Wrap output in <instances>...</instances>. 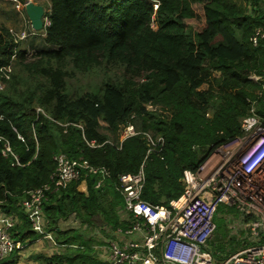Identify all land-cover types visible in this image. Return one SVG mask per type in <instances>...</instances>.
I'll list each match as a JSON object with an SVG mask.
<instances>
[{
	"label": "trees",
	"instance_id": "16d2710c",
	"mask_svg": "<svg viewBox=\"0 0 264 264\" xmlns=\"http://www.w3.org/2000/svg\"><path fill=\"white\" fill-rule=\"evenodd\" d=\"M48 1L50 25L41 35L46 48L32 61L9 29H0V67L12 68L9 79H1L0 138L19 164L1 155L0 142V212L16 217L9 234L25 247L44 235L32 230L21 202L50 181L53 156L104 167L109 175L103 180L84 172L46 195L44 232L56 252L32 258L38 264H108L97 247L125 227L118 177L142 167L141 199L167 206L184 190V171L195 173L217 147L240 136L250 102L257 92L264 97V82L249 79L263 75L264 39L254 47L249 38L257 28L264 32V0H157L155 13L148 0ZM102 66L116 67L120 77L101 80L94 92L71 93L78 76ZM257 106L263 115L262 99ZM127 122L139 134L121 142ZM143 134L163 144L148 153ZM230 211L220 205L214 224ZM18 252L0 264H16Z\"/></svg>",
	"mask_w": 264,
	"mask_h": 264
},
{
	"label": "built area",
	"instance_id": "2783aa9c",
	"mask_svg": "<svg viewBox=\"0 0 264 264\" xmlns=\"http://www.w3.org/2000/svg\"><path fill=\"white\" fill-rule=\"evenodd\" d=\"M148 1L155 13L159 2ZM153 19L154 16L150 28L155 30ZM42 22L41 32L33 30L27 34L25 31L15 33L9 30L14 43L19 44L29 36L42 34L50 21L44 15ZM263 39V30L257 28L249 42L256 47ZM11 70L10 65L0 67V91L4 89L1 79L8 80ZM262 72V76L252 75L249 79L263 83L264 67ZM256 95L257 99L250 102L249 114L240 121L241 135L217 147L195 173L184 171L181 181L184 190L167 206L152 205L141 199L144 186L142 167L136 174L127 173L118 177V190L123 198L119 218L120 213L122 218L126 216L129 225L126 230L117 229L115 232L124 238L139 236L140 240L122 245L110 241L105 257L108 264H213L208 244L215 231L214 216L220 205L233 207L242 219L250 217L243 226L250 231L255 242L230 256L223 264H264V114H258L257 110L258 99L264 102V97L262 92ZM36 112L39 113L40 109H36ZM138 134L133 125L127 122L121 127L120 141ZM143 139L148 153L163 144L160 137L154 140L148 134H143ZM0 142H3L1 155L12 156L15 165H19L8 142L2 138ZM53 161L56 169L50 181L26 192L21 202L32 230L39 233L43 222L41 205L48 193L78 181L84 172L100 174L102 180L109 175L104 167H90L85 160H71L62 153L55 154ZM100 184L101 180L96 187ZM12 226L13 222L0 212V262L19 246L10 237Z\"/></svg>",
	"mask_w": 264,
	"mask_h": 264
},
{
	"label": "rangeland",
	"instance_id": "374dc122",
	"mask_svg": "<svg viewBox=\"0 0 264 264\" xmlns=\"http://www.w3.org/2000/svg\"><path fill=\"white\" fill-rule=\"evenodd\" d=\"M29 1L35 5L42 6L44 11L49 8L48 0ZM232 1L236 2L237 4L244 5L242 0ZM1 28L9 29L15 33L25 31L27 34H29L31 31H33L26 17L24 6H20L11 0H0V29ZM41 35V33H38L29 36L27 39L19 43V49L27 52L26 62L32 61L33 56L37 51L46 48ZM120 75L121 72L116 67L102 66L100 70L90 73L89 75H77L78 78H76L70 84L69 88L71 89V93L77 96L85 91L94 90V87L97 86L101 80L107 78L116 80L118 77H120ZM202 88L206 89V85L202 86ZM208 114L210 115V113ZM215 224L216 230L214 231L212 240L210 242V253L213 264H223L224 261L233 254L243 251L245 248L255 243L254 239L251 237L250 231L243 226L240 215L236 211L227 212L225 218H216ZM97 232L98 231H94L93 233L95 237L99 239ZM48 248L50 250L53 249L51 244L48 246ZM55 252L56 251H53L52 253Z\"/></svg>",
	"mask_w": 264,
	"mask_h": 264
},
{
	"label": "crops",
	"instance_id": "0c3cea01",
	"mask_svg": "<svg viewBox=\"0 0 264 264\" xmlns=\"http://www.w3.org/2000/svg\"><path fill=\"white\" fill-rule=\"evenodd\" d=\"M21 209H22V207H21ZM22 211L24 212L23 209H22ZM3 217H4V215H3ZM120 217H121L120 220L123 223H125V227H123V228L121 227V228H118V229L126 230L127 227H128V225H129V221L127 219H125L126 216H123V218H122L121 213H120ZM5 218L7 220H11L13 222V225H14V223H16L15 222L16 221V217H13V216H8L7 217V216H5ZM240 219L242 220V222L244 224L245 223V221H244L245 218L242 219L240 217ZM44 226H45V219L43 217V222H42L40 234H42L44 236L42 238H40L39 240H37L35 242H32L31 244H28L25 247L24 246L22 247L20 245L17 247V249L19 250V252L17 254L18 255V260H17V263L16 264H38L32 258L34 255L43 254V255L49 257V256H51V254H53L52 253L53 251H56V247H55L54 241L52 239V236H51V234H48V233H45L44 232ZM106 232H108V231H106ZM97 236L101 237L100 234H99V232H97ZM139 240H140V237L139 236H133V237L124 238L123 236H120V234H117L116 232H111L109 234L108 238L104 240V242L106 244L104 246H102V247H97V250H101L100 251L101 252V258H103L105 260L106 253H107L106 246H107V244L110 241H117L118 243H120L122 245V244H125V243L130 242V241H139ZM211 240H210V242H211ZM210 242L208 244V250L209 251H210ZM50 244H51V247L53 248L51 250L48 248V246H50Z\"/></svg>",
	"mask_w": 264,
	"mask_h": 264
},
{
	"label": "water",
	"instance_id": "95a60500",
	"mask_svg": "<svg viewBox=\"0 0 264 264\" xmlns=\"http://www.w3.org/2000/svg\"><path fill=\"white\" fill-rule=\"evenodd\" d=\"M24 11L28 19V22L31 25V28L35 32L43 31V22H42V18L44 16L43 7L40 5H35L28 0L24 5Z\"/></svg>",
	"mask_w": 264,
	"mask_h": 264
}]
</instances>
